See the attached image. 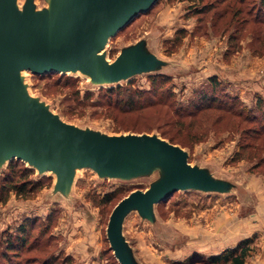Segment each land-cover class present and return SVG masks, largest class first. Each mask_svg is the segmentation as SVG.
Returning <instances> with one entry per match:
<instances>
[{
	"label": "rangeland",
	"instance_id": "obj_1",
	"mask_svg": "<svg viewBox=\"0 0 264 264\" xmlns=\"http://www.w3.org/2000/svg\"><path fill=\"white\" fill-rule=\"evenodd\" d=\"M35 3L37 8L46 6V0ZM227 4L228 0H158L108 42L106 55L113 60L123 46L147 38L149 48L169 63L163 72L171 78L160 88L155 85L158 94L170 92L167 104L125 111L116 106L115 98L108 104L107 91L80 74L23 72L29 92L66 121L108 134L126 127L135 132L156 129L180 139L191 164L208 167L237 185L226 195L174 192L158 204L154 225L130 213L123 232L142 264H209L211 257L244 241V264H264V9L257 18L258 1L246 0L241 12L233 15ZM203 6L205 11L198 14ZM216 12L222 16L215 19ZM212 78L218 85L214 91ZM152 87V79L140 75L126 89ZM212 91L211 100L236 99L242 113L210 109L193 117L174 115ZM258 107L261 112L254 113ZM5 172L0 174V263L9 264H119L105 235L108 217L120 198L145 189L157 176L100 180L91 170L80 169L71 194L63 198L51 193L50 173L27 196L7 194L2 188ZM29 179L36 180L34 175ZM107 193L116 199L100 204ZM25 219L34 221L29 242L35 246L15 256L10 252L4 260L5 239L12 238Z\"/></svg>",
	"mask_w": 264,
	"mask_h": 264
},
{
	"label": "water",
	"instance_id": "obj_2",
	"mask_svg": "<svg viewBox=\"0 0 264 264\" xmlns=\"http://www.w3.org/2000/svg\"><path fill=\"white\" fill-rule=\"evenodd\" d=\"M158 0H0V172L12 160L54 177L51 193L68 198L77 171L97 179L130 181L157 175L113 207L105 235L119 264H142L124 235L126 217L136 212L154 225L157 205L174 192L231 194L237 185L191 164L189 152L157 132L108 134L62 118L33 96L23 72L80 74L97 88L123 85L140 75L165 74L169 64L145 37L123 46L113 60L108 42ZM89 88V87H87ZM90 89V88H89Z\"/></svg>",
	"mask_w": 264,
	"mask_h": 264
},
{
	"label": "trees",
	"instance_id": "obj_3",
	"mask_svg": "<svg viewBox=\"0 0 264 264\" xmlns=\"http://www.w3.org/2000/svg\"><path fill=\"white\" fill-rule=\"evenodd\" d=\"M169 1H188L192 3H200L202 4L204 0H169ZM225 1V0H222ZM246 0H228L227 4V9L230 10L232 9L233 15L238 14V12H241L240 10L242 9V4L245 3ZM258 1V9L257 13L259 18V14H261V11L264 9V0H257ZM236 3L239 5L238 11H234L237 9ZM205 6L200 11H196L198 14L203 13L205 11ZM225 9V13H228V10ZM222 14L219 12H216L214 15V18L217 19L218 17H221ZM258 20V19H257ZM54 73V72H51ZM60 75H65V74H60ZM68 77H73L71 75H66ZM76 77V76H74ZM148 78L152 79V84L153 87L151 90L148 91H141V90H130L126 89V86L131 82L128 81L126 84L123 85H118V86H113V87H101L98 88V90H103L105 89L108 94V104H112L113 98H115V104L117 107H119L122 110H128V111H133L136 108H145V107H151L154 105H162L167 104L164 100H166V96L170 97V92H165V93H160L156 91L157 88H155L156 84H159L158 88L162 87L165 81H168L171 76L170 75H165V74H151L147 75ZM215 78L211 79V88L214 91L216 87L218 86L216 83ZM87 90H90L89 88H86ZM212 91V92H213ZM89 92V91H87ZM88 94V93H86ZM214 92L211 94L202 93L199 98L190 103L186 109H181V110H175L174 115L176 116H197L199 113L205 112L210 109H217L221 110L226 114H234L236 113L238 116L241 112V110L237 111V100L232 99L231 102H215L214 100H211L215 96ZM242 109V108H241ZM262 108L258 107L254 113L260 111L261 112ZM240 112V113H238ZM61 115L62 113L59 112ZM255 118H251V121H255ZM183 124V123H182ZM135 129L126 127L122 128L119 132L116 133H121V132H135L133 131ZM148 130V129H147ZM146 129L144 130H139L137 129L135 133H150L147 132ZM152 132H157L162 138L168 140L169 142L173 144L180 145L183 148L188 149L185 144L180 140L177 139L176 137L170 136L166 137L164 134H160L156 129L152 130ZM246 144V143H245ZM248 144V143H247ZM6 171V172H5ZM5 172L6 176H4V179H6V183L2 185L3 190L8 194L10 192H14L17 196H27L29 195L30 192H33L37 189L38 184H41V179L45 176L37 177L36 172L34 169L27 167L25 163L19 160H12L11 162L8 163L6 168L1 171L0 174H3ZM34 175L36 178L35 181L32 179H29L30 176ZM49 177H52L49 175ZM125 197V196H124ZM123 198V197H122ZM120 198L119 200H121ZM116 199V195L114 193H107L101 198V203L100 204H109L112 203ZM118 200V201H119ZM117 201V202H118ZM116 202V204H117ZM115 204V205H116ZM158 208V205L156 209ZM35 225L34 221H31L30 219H25L23 222L17 227L16 232L14 233L12 238H7L5 239V247H3V250L1 251V257L5 260V258H9V253L11 254L18 255L19 252L22 249H32L34 244L30 243L29 240L31 239V234L34 231ZM36 240V238H35ZM33 242V241H32ZM4 243V242H3ZM246 241L241 242L238 244L235 248L232 249H227L223 252H221L218 255H215L210 258L208 261L209 264H217V263H229V264H244V258L246 256ZM50 260L52 257H49ZM0 264H9L6 261L4 263ZM46 264V262L42 263Z\"/></svg>",
	"mask_w": 264,
	"mask_h": 264
}]
</instances>
